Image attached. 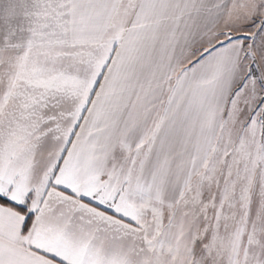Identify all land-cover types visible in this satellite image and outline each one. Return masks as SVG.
I'll return each instance as SVG.
<instances>
[{
	"label": "snow or ice",
	"instance_id": "1",
	"mask_svg": "<svg viewBox=\"0 0 264 264\" xmlns=\"http://www.w3.org/2000/svg\"><path fill=\"white\" fill-rule=\"evenodd\" d=\"M0 264H264V0H0Z\"/></svg>",
	"mask_w": 264,
	"mask_h": 264
}]
</instances>
